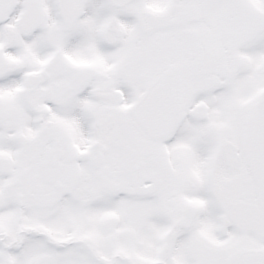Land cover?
<instances>
[{"label": "snow or ice", "instance_id": "1", "mask_svg": "<svg viewBox=\"0 0 264 264\" xmlns=\"http://www.w3.org/2000/svg\"><path fill=\"white\" fill-rule=\"evenodd\" d=\"M0 264H264V0H0Z\"/></svg>", "mask_w": 264, "mask_h": 264}]
</instances>
